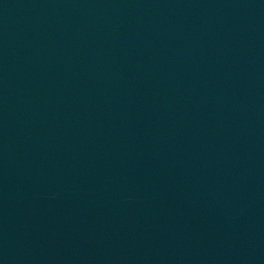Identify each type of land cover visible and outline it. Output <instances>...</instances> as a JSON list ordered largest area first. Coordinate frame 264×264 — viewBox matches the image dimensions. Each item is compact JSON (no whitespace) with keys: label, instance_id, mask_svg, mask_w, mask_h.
<instances>
[{"label":"water","instance_id":"water-1","mask_svg":"<svg viewBox=\"0 0 264 264\" xmlns=\"http://www.w3.org/2000/svg\"><path fill=\"white\" fill-rule=\"evenodd\" d=\"M0 264H264V0H0Z\"/></svg>","mask_w":264,"mask_h":264}]
</instances>
